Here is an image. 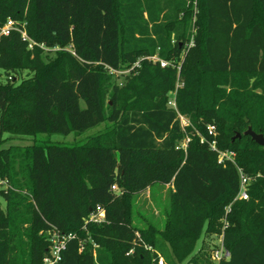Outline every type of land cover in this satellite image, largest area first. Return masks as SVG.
<instances>
[{"label": "trees", "instance_id": "16d2710c", "mask_svg": "<svg viewBox=\"0 0 264 264\" xmlns=\"http://www.w3.org/2000/svg\"><path fill=\"white\" fill-rule=\"evenodd\" d=\"M9 17L37 44L0 36V140L109 125L0 150V264H42L52 227L77 234L57 264H178L176 231L223 233L220 264H264V145L244 134H264V0H0V25ZM156 54L175 66L147 59ZM140 58L127 76L110 71ZM221 75L234 78H210ZM176 88L187 151L168 103ZM213 140L235 163L219 162ZM241 171L247 200L236 199ZM156 183L173 190L163 225L139 220L132 202ZM98 205L107 220L86 224Z\"/></svg>", "mask_w": 264, "mask_h": 264}, {"label": "rangeland", "instance_id": "374dc122", "mask_svg": "<svg viewBox=\"0 0 264 264\" xmlns=\"http://www.w3.org/2000/svg\"><path fill=\"white\" fill-rule=\"evenodd\" d=\"M195 20V19H194ZM192 30L195 32V26L192 27ZM27 72H24L22 77L26 75ZM213 81L221 79V78H229V80H233L234 76L231 75H221V76H212L210 77ZM0 79L5 80V74L0 71ZM236 79H241L237 77ZM117 81L120 85H123L126 81L124 76H118ZM109 124L103 123L92 127L82 133L80 136H76L74 133L69 135H63L60 133H41L37 136V138L32 135H14V134H5L4 139L0 140V150L10 149L15 146H27L33 144L35 139H51L52 141L57 142H78L86 137L93 135L104 128H106ZM4 180L0 177V181ZM8 184V181L5 180ZM3 188L2 184H0V190ZM172 186L170 184L162 185L160 183H156L150 188L133 195L132 202L134 206L135 215H137L138 219H143L144 222L152 221L153 223H160L163 225L164 216L163 210L169 204L170 196L172 194ZM0 202L3 207H6L7 203L0 192ZM160 204H163L160 206ZM47 235V232H45ZM172 239L176 249V260L178 264H216L213 259V251L216 248H221L222 246V238L221 234L217 233H204L200 239L195 240L190 238L186 234H183L182 231H176L172 234ZM156 257H153V263ZM199 261V262H197Z\"/></svg>", "mask_w": 264, "mask_h": 264}, {"label": "built area", "instance_id": "2783aa9c", "mask_svg": "<svg viewBox=\"0 0 264 264\" xmlns=\"http://www.w3.org/2000/svg\"><path fill=\"white\" fill-rule=\"evenodd\" d=\"M13 31H18L21 33L22 37L24 40L29 41V47L33 48L34 45L37 44L35 40L32 39V37L28 34V31L26 29V23L25 22H20L16 19H13L12 17H9L6 22L2 25H0V36L2 35H9ZM191 45L193 42L190 43ZM44 47V45H41ZM143 58L138 59L136 62H134L130 67H127L126 69H110L111 73L117 74V75H129L131 74L134 70H136L138 67H140V62ZM147 59L152 60V61H159L163 67L165 66H175L173 62L169 60L162 59L156 55L148 56ZM178 69L180 71L181 66H178ZM11 78V77H10ZM176 94H177V88L171 92V97L169 99V105L172 106L176 112H177V118L181 124L182 129L186 132L187 128L191 126V121L189 118L182 114L177 106L176 102ZM209 133L212 134L213 136H217V131L215 125H209L208 126ZM191 140L190 135L186 132V136L183 141L177 146V148H182L185 151H187L189 142ZM202 142L205 141L204 138L201 139ZM211 147L214 150L219 151V162L224 163L226 159L230 160L235 163V153L234 152H228V151H221L217 147L216 140H213L211 143ZM0 184H2L3 188H7L8 184L4 180L0 181ZM251 184V178L246 176L242 171H241V187L240 191L236 197V199H243L247 200L249 199V185ZM112 189L116 192H119V187L117 185H113ZM230 211V206L227 209V213ZM107 220L106 218V210L103 206L98 205L96 209L89 215V217L86 219V224L88 222H95V223H103ZM224 221V229L228 226V221L227 218L225 217L223 219ZM47 234L49 236V242H50V247H49V252L48 254L44 257L43 263L42 264H57L62 260L63 257V252L67 249L68 242L74 238L77 237L76 233H64L61 232L58 228L52 227L47 231ZM223 236L224 234H221L222 238V246L221 248H216V250L213 251V259L216 262V264H220V262L228 258L230 256V252L225 248L223 244ZM147 249L152 250L151 246H145ZM133 252V250H131ZM158 264H165V259L162 255H158L157 259Z\"/></svg>", "mask_w": 264, "mask_h": 264}, {"label": "water", "instance_id": "95a60500", "mask_svg": "<svg viewBox=\"0 0 264 264\" xmlns=\"http://www.w3.org/2000/svg\"><path fill=\"white\" fill-rule=\"evenodd\" d=\"M245 135L251 136L254 141H256L260 145H264V134L263 133H258L252 129V127H249L245 132ZM242 134L238 133L236 134L235 138H240Z\"/></svg>", "mask_w": 264, "mask_h": 264}]
</instances>
